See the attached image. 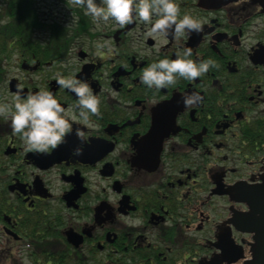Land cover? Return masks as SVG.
Listing matches in <instances>:
<instances>
[{"label":"flooded vegetation","instance_id":"flooded-vegetation-1","mask_svg":"<svg viewBox=\"0 0 264 264\" xmlns=\"http://www.w3.org/2000/svg\"><path fill=\"white\" fill-rule=\"evenodd\" d=\"M36 2L15 72L0 63V101L46 88L67 109L76 97L56 75H74L101 115H77L48 154L24 151L0 117V264H245L264 236V0H179L203 27L179 37L97 24L74 0ZM186 46L216 66L158 92L140 82ZM192 91L201 99L185 107Z\"/></svg>","mask_w":264,"mask_h":264},{"label":"clouds","instance_id":"clouds-1","mask_svg":"<svg viewBox=\"0 0 264 264\" xmlns=\"http://www.w3.org/2000/svg\"><path fill=\"white\" fill-rule=\"evenodd\" d=\"M74 4L82 7L84 14L97 24L111 20L124 27L138 21L147 27L149 35L171 32L179 37L203 30L199 18L190 13L180 14L179 0H74ZM100 47L107 48V45ZM107 51L112 54L115 50L107 48ZM192 56L191 47L177 48L174 59L165 56L149 63L140 74V82L147 89L158 92L161 88L175 85L181 78L193 81L216 66L211 58L193 60ZM56 83L75 95L74 105L66 109L46 88L26 94L18 89L12 103L0 101V117L10 118L12 133L19 135L26 152L48 154L64 143L66 135L72 131L73 122L77 121V115L84 122L90 115H101L100 98L86 80L57 74ZM200 99L197 91L183 95L185 107L198 103ZM76 136L82 142L87 141L79 128ZM81 150L77 147L73 154L79 155Z\"/></svg>","mask_w":264,"mask_h":264},{"label":"trees","instance_id":"trees-1","mask_svg":"<svg viewBox=\"0 0 264 264\" xmlns=\"http://www.w3.org/2000/svg\"><path fill=\"white\" fill-rule=\"evenodd\" d=\"M33 14V6L29 0H6L3 6V21L0 22L3 48H6L8 41L15 37L28 41L29 32L37 29L40 24ZM54 28L52 26V29Z\"/></svg>","mask_w":264,"mask_h":264},{"label":"water","instance_id":"water-1","mask_svg":"<svg viewBox=\"0 0 264 264\" xmlns=\"http://www.w3.org/2000/svg\"><path fill=\"white\" fill-rule=\"evenodd\" d=\"M226 0H199V5L203 7H220ZM258 241L256 245L251 247L252 259L246 264H264V236Z\"/></svg>","mask_w":264,"mask_h":264},{"label":"rangeland","instance_id":"rangeland-1","mask_svg":"<svg viewBox=\"0 0 264 264\" xmlns=\"http://www.w3.org/2000/svg\"><path fill=\"white\" fill-rule=\"evenodd\" d=\"M33 2L34 1L29 0V3L31 5L33 4ZM3 6L4 5L2 3V0H0V18H2V19H3ZM12 47L7 50L6 54H5V52H2L1 57H0V62L2 64H4L6 68H9L10 75L15 72V67H14L15 66V62H14L15 56H14V51H13ZM1 58H2V61H1ZM5 100H7V99H5Z\"/></svg>","mask_w":264,"mask_h":264}]
</instances>
